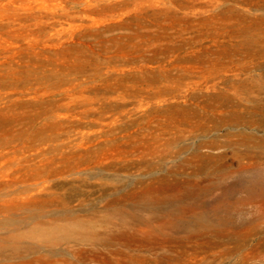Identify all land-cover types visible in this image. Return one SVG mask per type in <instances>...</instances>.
<instances>
[{"label": "rangeland", "instance_id": "374dc122", "mask_svg": "<svg viewBox=\"0 0 264 264\" xmlns=\"http://www.w3.org/2000/svg\"><path fill=\"white\" fill-rule=\"evenodd\" d=\"M0 264H264V0H0Z\"/></svg>", "mask_w": 264, "mask_h": 264}]
</instances>
